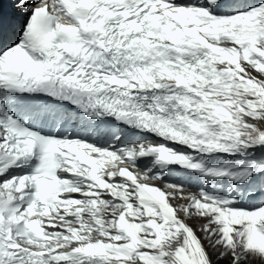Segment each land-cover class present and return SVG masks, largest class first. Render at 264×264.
<instances>
[{
  "label": "snow or ice",
  "instance_id": "snow-or-ice-1",
  "mask_svg": "<svg viewBox=\"0 0 264 264\" xmlns=\"http://www.w3.org/2000/svg\"><path fill=\"white\" fill-rule=\"evenodd\" d=\"M259 194L264 0H0V264H264Z\"/></svg>",
  "mask_w": 264,
  "mask_h": 264
},
{
  "label": "rangeland",
  "instance_id": "rangeland-1",
  "mask_svg": "<svg viewBox=\"0 0 264 264\" xmlns=\"http://www.w3.org/2000/svg\"><path fill=\"white\" fill-rule=\"evenodd\" d=\"M186 190V189H185ZM187 191V190H186ZM180 203H187V201H180ZM190 223H193V224H195V221H190ZM200 223H203V221H200ZM222 264H223V262H222Z\"/></svg>",
  "mask_w": 264,
  "mask_h": 264
},
{
  "label": "bare ground",
  "instance_id": "bare-ground-1",
  "mask_svg": "<svg viewBox=\"0 0 264 264\" xmlns=\"http://www.w3.org/2000/svg\"><path fill=\"white\" fill-rule=\"evenodd\" d=\"M191 192H193V191H188V190L186 191V190H185V194H187V193H191Z\"/></svg>",
  "mask_w": 264,
  "mask_h": 264
}]
</instances>
